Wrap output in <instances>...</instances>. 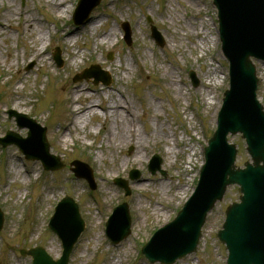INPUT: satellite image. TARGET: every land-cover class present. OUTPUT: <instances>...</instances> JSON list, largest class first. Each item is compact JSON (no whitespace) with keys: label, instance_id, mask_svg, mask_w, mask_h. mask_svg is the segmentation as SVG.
Here are the masks:
<instances>
[{"label":"rangeland","instance_id":"1","mask_svg":"<svg viewBox=\"0 0 264 264\" xmlns=\"http://www.w3.org/2000/svg\"><path fill=\"white\" fill-rule=\"evenodd\" d=\"M64 1L66 13L55 10L52 0H0V14L8 26L6 31L0 29V136L9 129L26 136L28 129L19 128L8 110L26 113L47 127L51 152L66 163L53 173L43 169L40 161L27 160L17 146L0 145V206L5 214L0 264H32L31 257L23 256L20 249L35 245L44 246L54 258L60 257L61 239L47 225L54 206L65 195L80 203L86 222L69 255L70 264H152L141 254L142 245L154 230L174 219L192 193L204 161L203 147L216 129L217 113L229 87L228 62L219 37H214L218 36L217 9L213 0H102L90 18L77 25L72 17L78 0ZM22 9L28 10L41 27L47 38L45 45L25 32L19 14ZM96 20L101 26L94 31L90 26ZM126 22L131 29V45L122 27ZM151 24L163 35L164 46L151 35ZM60 28H80L74 44L58 39ZM111 29L116 34L110 40L99 37L101 30ZM70 36L73 40L74 35L67 38ZM30 45L37 50L45 47L48 60L37 63L27 51ZM57 47L62 66L53 60ZM100 59L106 63L100 65ZM92 64L109 72L113 79L110 85L94 84L93 78L72 80ZM257 65L261 76L257 91L264 103V64ZM191 70L200 81L196 87ZM78 84L112 89L107 95L110 103L124 96L133 112L134 128L143 137L141 145L108 144L104 128L107 115L98 106L105 93L92 98L95 115L88 111L73 115L70 109L78 105L72 104L75 95L68 90ZM108 116V126L114 129L112 112ZM230 140L238 144L237 163L243 165L250 159L245 140L239 133ZM192 149L196 154L189 162ZM137 152L144 158L142 162L135 160ZM156 152L163 158L167 176L159 172L153 175L147 169ZM74 159L92 167L97 182L92 194L88 182L71 171ZM114 164H124L120 176L128 180L130 196L115 184L117 175H109ZM16 166L21 167L18 176ZM133 168L141 172L136 180L129 178ZM149 182V186L138 188ZM239 196L238 186L229 187L223 201L207 217L198 250L175 264H226L227 250L216 233L222 227L226 207ZM122 201L130 205L132 231L119 244H113L103 222Z\"/></svg>","mask_w":264,"mask_h":264},{"label":"water","instance_id":"2","mask_svg":"<svg viewBox=\"0 0 264 264\" xmlns=\"http://www.w3.org/2000/svg\"><path fill=\"white\" fill-rule=\"evenodd\" d=\"M98 2L99 0L92 8ZM215 2L220 10L224 51L231 60L230 72L234 79L231 94L235 95L238 88H241L239 92L242 96L226 99V104L220 113L218 131L207 147V163L202 170L197 191L190 197L175 221V224L185 219L192 221L190 229H194V231L191 239L187 242L191 231L184 229L177 232L176 237L175 235L164 236V240H159L157 245L150 242L144 252L151 262L161 260L164 263H172L178 257H183L186 253L194 251L199 241L200 229L205 221L206 213L216 200L222 199L226 185L238 183L242 193L241 202H235L228 208L224 229L222 228L218 235L229 249L228 264H264V111L259 105V112L262 115L236 116L245 112L242 109L243 103H249L253 96L252 84L256 83V70L249 54L260 50L264 42V1L248 0L247 4L243 0H216ZM252 21L261 23V26H254ZM261 58L264 59V55ZM240 80L242 83L241 86H238L236 83ZM107 81L108 79L105 80V82ZM243 86L247 87V91ZM11 114L27 118L25 115H19L13 111ZM34 122L30 120L28 123H21V125H28L32 129L39 127ZM230 130L233 132L241 130L247 138L248 151L252 155L254 163L247 162L245 168H236L233 165L236 148L235 145L228 144L226 137ZM44 132L45 129H41L39 134L42 145L40 152L23 148L21 140L15 138L17 136L12 132L7 139L0 138V142H3V145L15 142L21 146L28 158H41L46 167L57 168L60 165L49 163V157L53 159L56 157L49 154V145L46 143ZM29 140L23 141L28 142ZM159 163L160 159L156 158L153 172L159 168ZM76 164L79 167L82 165L79 162ZM89 178H91V174ZM68 208L72 209L70 214H68ZM57 209V214L51 220V227L58 231L61 237H64L67 249L65 255H63V259L53 261L43 248L37 247V249L29 251L34 256V264H68L69 250L83 230V222L77 214V206L71 199H66L64 204ZM2 219L3 215L0 210V228ZM129 221L127 205L117 207L110 222L109 232L115 242L120 241L130 232ZM172 224L174 225V223ZM172 224L171 226H173ZM180 233L185 234L180 236ZM184 242H186L185 245H183ZM167 249L172 251H167Z\"/></svg>","mask_w":264,"mask_h":264},{"label":"bare ground","instance_id":"3","mask_svg":"<svg viewBox=\"0 0 264 264\" xmlns=\"http://www.w3.org/2000/svg\"><path fill=\"white\" fill-rule=\"evenodd\" d=\"M170 1V0H169ZM53 3V8L55 10H57L59 13H63L67 10H63L62 7H66L65 1L61 0V1H56V0H52ZM10 12L12 13L13 11L10 10ZM9 12V13H10ZM14 14V13H12ZM11 14V15H12ZM19 14H21L23 16V24L25 27V32L29 33L34 40L37 38L38 41L42 42V44L45 45L47 38L44 37L43 33H42V29L39 26V24L37 23V21L33 20L29 15H28V10L22 9L19 11ZM7 20V19H6ZM101 21L96 20V21H92L91 26L92 29L94 31L97 30V27L101 26L100 24ZM8 28L7 23L5 21V19L1 16L0 14V29H2V31H6ZM38 30V32L36 33V31ZM80 32V28H75V29H70L67 31H64L62 28H60V31L57 30V33L59 34L58 39L62 40L63 43H67L70 42V44H74L77 36L79 35ZM68 34L70 35H74L73 40L71 39V36L67 38ZM116 31L115 29H111V31H105V30H101L100 31V36L102 37L103 40H110L112 35H115ZM217 39V38H216ZM104 42H101L100 44L102 45ZM36 47H34L33 45H30V47H28V52L30 54H32L34 60H36V62H41V61H46L47 59V55H46V48H42V49H35ZM93 55V54H92ZM75 58V57H74ZM73 58V59H74ZM75 60V59H74ZM106 62L103 61V59H100V65L104 64ZM109 69H113L111 66H109ZM126 72H128V70H126ZM65 87V86H64ZM88 89H93L95 93H89ZM69 93L75 95L74 97H72L71 101L73 105H78V106H74L72 107V109H70L71 113H73V115H80V113L84 112V111H88L89 113H93L95 115V109L93 108V106L95 105V101H93L92 98L94 97H98L101 98L103 96V93L106 94L105 98H102V101L98 104V106H100L104 111L105 114L107 115L105 120H104V128L107 132L106 136H107V140H108V144L110 145L111 143L116 142V146L117 147H121L124 144L127 143H135V145H141V140H142V135L138 134L134 128V124L132 123V117H133V112L131 111V107L130 104L128 103L127 99L123 98L121 100H113V102H109V98L107 97V95L112 94V89L108 90V91H103L102 88H92V86H84V85H75L71 88V90H68ZM209 95V94H208ZM114 99V98H113ZM18 106H21L20 104ZM112 112L114 119H115V128L112 129L111 127L108 126V121L110 119V117L108 116V113ZM139 151V150H138ZM196 154V149H192L191 152L188 155V161L191 162L193 160V156ZM104 159V157H103ZM135 160L137 162H142L144 160V158L142 157V155H140L139 152H137L135 154ZM124 165V164H123ZM123 165H113L114 167L111 168L110 174L109 175H117L120 176L121 175V170L123 169ZM16 175L18 176L21 173V167L16 166ZM152 182V181H150ZM149 183H141L138 185L139 189H142L143 186L142 185H150ZM163 188V187H160ZM108 191H111V189H107ZM158 212V211H157ZM167 219V218H166ZM113 264V263H112Z\"/></svg>","mask_w":264,"mask_h":264}]
</instances>
